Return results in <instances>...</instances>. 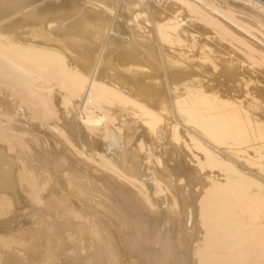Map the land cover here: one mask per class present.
I'll use <instances>...</instances> for the list:
<instances>
[{"label":"bare ground","instance_id":"6f19581e","mask_svg":"<svg viewBox=\"0 0 264 264\" xmlns=\"http://www.w3.org/2000/svg\"><path fill=\"white\" fill-rule=\"evenodd\" d=\"M0 264H264V1L0 0Z\"/></svg>","mask_w":264,"mask_h":264},{"label":"water","instance_id":"95a60500","mask_svg":"<svg viewBox=\"0 0 264 264\" xmlns=\"http://www.w3.org/2000/svg\"><path fill=\"white\" fill-rule=\"evenodd\" d=\"M264 1V0H263Z\"/></svg>","mask_w":264,"mask_h":264}]
</instances>
